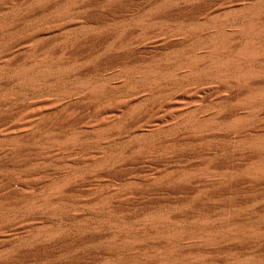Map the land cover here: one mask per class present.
Segmentation results:
<instances>
[{"label":"rangeland","instance_id":"rangeland-1","mask_svg":"<svg viewBox=\"0 0 264 264\" xmlns=\"http://www.w3.org/2000/svg\"><path fill=\"white\" fill-rule=\"evenodd\" d=\"M240 2L0 0V264H264V75L161 79Z\"/></svg>","mask_w":264,"mask_h":264},{"label":"bare ground","instance_id":"bare-ground-1","mask_svg":"<svg viewBox=\"0 0 264 264\" xmlns=\"http://www.w3.org/2000/svg\"><path fill=\"white\" fill-rule=\"evenodd\" d=\"M217 13L222 14L209 20L210 26L208 23L205 25L210 30L204 35L207 37V42L204 43V55L196 56L186 62L174 63V67H168L164 75L160 74L161 79L166 80L180 76L196 79L204 76L208 79L245 83L264 75V0H241L238 4H229L220 8ZM234 19L237 24L231 32L234 34L233 36L237 34L240 41L234 42L231 46V43L226 41V36L223 38L220 29L227 21ZM200 68L202 69L200 70ZM14 77L17 78L19 84L25 82L22 72L19 70L14 72ZM242 103L251 107L257 106V109L264 105V86L247 91ZM248 124L247 117H240L229 127H244ZM202 127L205 128L207 125ZM253 132L255 131L253 130ZM257 134L254 135L251 132L242 137L245 145L244 150L248 152V157L251 159L258 158L256 154H264V137L257 136ZM245 175L252 179H264V160L249 163L245 169ZM252 229L248 234L245 230H234V235L237 237L232 240L239 242V239L245 235L264 238V230L255 231V228ZM220 234L224 235V233ZM230 234L232 235V233ZM224 237L221 241H225ZM197 241L213 243L217 240L215 235L207 233L200 236ZM157 263L166 264L162 260Z\"/></svg>","mask_w":264,"mask_h":264}]
</instances>
